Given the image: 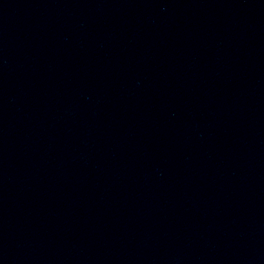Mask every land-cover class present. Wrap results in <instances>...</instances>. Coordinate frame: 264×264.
<instances>
[{"label": "water", "instance_id": "1", "mask_svg": "<svg viewBox=\"0 0 264 264\" xmlns=\"http://www.w3.org/2000/svg\"><path fill=\"white\" fill-rule=\"evenodd\" d=\"M0 264H264V0H0Z\"/></svg>", "mask_w": 264, "mask_h": 264}]
</instances>
